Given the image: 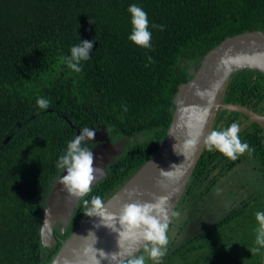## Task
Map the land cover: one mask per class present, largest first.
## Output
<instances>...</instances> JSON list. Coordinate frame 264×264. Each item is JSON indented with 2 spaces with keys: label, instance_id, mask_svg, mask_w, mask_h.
Wrapping results in <instances>:
<instances>
[{
  "label": "trees",
  "instance_id": "16d2710c",
  "mask_svg": "<svg viewBox=\"0 0 264 264\" xmlns=\"http://www.w3.org/2000/svg\"><path fill=\"white\" fill-rule=\"evenodd\" d=\"M132 4L147 13L151 49L129 40ZM255 29L264 31V0H0V264H48L88 217L84 201H105L155 152L178 86L203 56L224 38ZM80 41L93 47L76 73L65 58ZM41 97L49 108H39ZM222 101L264 115V74L233 72ZM234 122L253 155L231 161L204 146L174 209L180 215L169 226L161 264H264V248L252 252L255 213L264 211V135L228 109L217 111L211 131ZM85 128H103L111 142L125 139L124 149L79 199L65 231L54 228L55 244L44 246L41 216L63 170L57 161Z\"/></svg>",
  "mask_w": 264,
  "mask_h": 264
},
{
  "label": "water",
  "instance_id": "95a60500",
  "mask_svg": "<svg viewBox=\"0 0 264 264\" xmlns=\"http://www.w3.org/2000/svg\"><path fill=\"white\" fill-rule=\"evenodd\" d=\"M244 68L255 69L264 74V31L255 29L228 36L203 56L190 79L178 86L170 124L155 152L104 201L109 212L119 214L125 203L154 201L160 196H168L171 205L169 211L174 210L202 154L204 138L210 133L218 110L241 112L257 123L264 135L263 114L241 104L222 101L227 79L233 72ZM217 84L218 89L214 87ZM197 88L205 95H196ZM90 130L95 131L93 141L97 143L89 149L94 154L95 166L103 169L102 174H97L93 183L95 184L106 175V165L123 151L126 140L111 142L103 128ZM81 131L76 129V134L79 135ZM197 139L199 142L194 148H184L186 142ZM176 144L183 154L174 150ZM174 164L177 167L172 169ZM160 170H173V178L161 175ZM66 174V171L62 170L54 180L43 208L40 239L44 246L55 244V227H58L59 233L65 231L80 199L70 197L59 183L60 178ZM89 232H93L97 238L93 247L105 253H118L120 250L134 247L125 241L124 248L120 249L118 233L105 227L99 216H88L61 241L60 247L48 264H91L90 254H84L85 247L91 245L94 240L91 235L87 240L84 239ZM141 249L142 247L136 248L134 254L138 255ZM97 259H100V264H110L108 259L100 258L99 252ZM122 259H127V256Z\"/></svg>",
  "mask_w": 264,
  "mask_h": 264
},
{
  "label": "clouds",
  "instance_id": "9594fccd",
  "mask_svg": "<svg viewBox=\"0 0 264 264\" xmlns=\"http://www.w3.org/2000/svg\"><path fill=\"white\" fill-rule=\"evenodd\" d=\"M127 11L131 14L132 31L129 40L135 45L151 49L152 33L149 30V19L147 13L142 7L132 4ZM153 28L163 30V25H152ZM93 47L90 41H80L79 45H74L70 49V56L66 57L67 66L76 73L83 70L81 61L91 59L89 53ZM148 62L152 63V57H147ZM195 86V85H193ZM219 88V84L214 85ZM196 95L204 96L205 93L197 88ZM37 105L40 109L50 107V101L46 98H39ZM240 124L232 123L226 129H213L204 138V144L209 152L216 150L231 161H235L239 156L247 153L251 157L255 151L247 142H242L240 139ZM95 131L85 128L76 138L68 143L66 153L59 157L57 167L66 171V175L60 178L59 183L63 185L64 190L70 197L83 198L92 191V185L97 179V174H102L103 169L95 166V157L88 147L83 146L86 140H94ZM197 140L186 142L184 148H194L198 143ZM174 150L183 154L178 150L177 144L174 145ZM177 165H172L175 169ZM161 175L169 179L173 178V170H160ZM168 196H160L154 201L132 202L123 204L119 214L111 213L105 207L104 201L100 196H93L91 201H84L85 205H89L85 215L89 217L99 216L101 223L117 232L119 235L118 246L124 248L123 242H130L134 247H129L118 253H105L103 250H97L93 247L97 238L93 232H89L87 238L91 235L94 237L93 243L84 249V254L89 255L91 264H100V259H97V252L100 258L108 259L110 264H147L151 260L153 264H161L162 259L167 255L168 245L170 243L169 226L173 219L178 218L180 213L171 210ZM256 221L259 227L255 244L258 247L252 249V252H258L264 248V211L255 213ZM119 223V228H117ZM142 247V255H135L136 248ZM127 256V259L122 257Z\"/></svg>",
  "mask_w": 264,
  "mask_h": 264
},
{
  "label": "rangeland",
  "instance_id": "374dc122",
  "mask_svg": "<svg viewBox=\"0 0 264 264\" xmlns=\"http://www.w3.org/2000/svg\"><path fill=\"white\" fill-rule=\"evenodd\" d=\"M256 185H257V184H256ZM258 185L262 187V185H261L260 183H258Z\"/></svg>",
  "mask_w": 264,
  "mask_h": 264
},
{
  "label": "flooded vegetation",
  "instance_id": "af4514ba",
  "mask_svg": "<svg viewBox=\"0 0 264 264\" xmlns=\"http://www.w3.org/2000/svg\"><path fill=\"white\" fill-rule=\"evenodd\" d=\"M141 250H142V249H141ZM140 252H141V251H140ZM140 252H139V253H140ZM139 253H138V254H139Z\"/></svg>",
  "mask_w": 264,
  "mask_h": 264
}]
</instances>
